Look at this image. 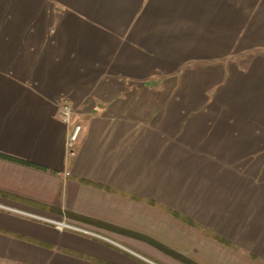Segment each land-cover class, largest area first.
Here are the masks:
<instances>
[{
  "label": "crops",
  "instance_id": "obj_1",
  "mask_svg": "<svg viewBox=\"0 0 264 264\" xmlns=\"http://www.w3.org/2000/svg\"><path fill=\"white\" fill-rule=\"evenodd\" d=\"M0 237L264 264V0H0Z\"/></svg>",
  "mask_w": 264,
  "mask_h": 264
},
{
  "label": "rangeland",
  "instance_id": "obj_2",
  "mask_svg": "<svg viewBox=\"0 0 264 264\" xmlns=\"http://www.w3.org/2000/svg\"><path fill=\"white\" fill-rule=\"evenodd\" d=\"M73 113H74V111H73ZM77 145H76V155L75 156H73V157L70 156V154L68 152V154L71 158H76V156H77ZM1 211L8 212L7 210H2V209H1ZM21 218H26V219H30V220L33 219L35 221H40V220L34 219L33 217H21ZM65 225H67V224H65ZM67 226L68 227L54 226V228L57 229L59 227V228H61V230H60L61 232H75L77 234H80V235L88 238V239L96 240V241L97 240L102 241V243H107V244L111 245L110 242L94 235L93 233H90L88 231H81L79 229H74V228L70 227L69 225H67ZM149 242H151L154 247H156V248L160 249L162 252L166 253L168 256H170V257L172 256L178 260L177 261V260L172 259V260L168 261V260L162 259V262L160 264H195V263L185 259L184 257H182V256H180L174 252H173L174 255L171 254L170 253V252H172L171 250L160 245L158 242L156 243V242L151 241V240ZM20 245L16 244L11 239L0 237V264H40V263L41 264H51L48 257L41 256L37 252H34V251H29L25 247H23L24 245H21L22 247ZM114 246L116 247L117 245H114ZM117 248L120 249L118 246H117ZM21 251H22V253H21ZM63 251H65L64 248H63ZM61 252H62V250H61ZM168 256H165V257H168ZM13 257L18 258V259H14ZM133 257H135V259H137V260H134L135 262L129 263V264H159V263H154V262L151 263V261H148L147 259H142L143 257H141V258L138 256H133ZM160 257L164 258V255H162ZM77 264H92V263L86 262V263H77Z\"/></svg>",
  "mask_w": 264,
  "mask_h": 264
},
{
  "label": "built area",
  "instance_id": "obj_3",
  "mask_svg": "<svg viewBox=\"0 0 264 264\" xmlns=\"http://www.w3.org/2000/svg\"><path fill=\"white\" fill-rule=\"evenodd\" d=\"M72 107L69 106L68 103H65L61 108V119L64 121L63 123H66L68 126L73 125L74 121V113ZM82 126L81 125H75L71 133L69 135L68 144H67V150L70 154V156L76 155V145L78 144L80 140V136L82 134ZM63 227H68L67 225H63Z\"/></svg>",
  "mask_w": 264,
  "mask_h": 264
},
{
  "label": "trees",
  "instance_id": "obj_4",
  "mask_svg": "<svg viewBox=\"0 0 264 264\" xmlns=\"http://www.w3.org/2000/svg\"><path fill=\"white\" fill-rule=\"evenodd\" d=\"M11 160L16 161V160H14V159H11ZM16 162H19V163L25 164V163L20 162V161H16ZM170 253L173 254V252H170ZM173 255H174V254H173Z\"/></svg>",
  "mask_w": 264,
  "mask_h": 264
}]
</instances>
